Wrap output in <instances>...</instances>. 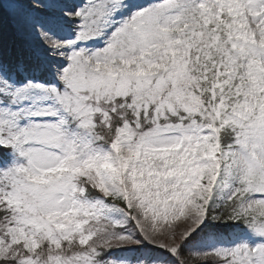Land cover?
Masks as SVG:
<instances>
[{
    "label": "snow or ice",
    "instance_id": "1",
    "mask_svg": "<svg viewBox=\"0 0 264 264\" xmlns=\"http://www.w3.org/2000/svg\"><path fill=\"white\" fill-rule=\"evenodd\" d=\"M0 264H264V0H0Z\"/></svg>",
    "mask_w": 264,
    "mask_h": 264
}]
</instances>
